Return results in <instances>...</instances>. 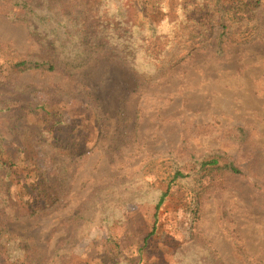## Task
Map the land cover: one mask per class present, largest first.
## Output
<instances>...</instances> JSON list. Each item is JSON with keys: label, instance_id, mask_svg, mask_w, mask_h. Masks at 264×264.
<instances>
[{"label": "rangeland", "instance_id": "1", "mask_svg": "<svg viewBox=\"0 0 264 264\" xmlns=\"http://www.w3.org/2000/svg\"><path fill=\"white\" fill-rule=\"evenodd\" d=\"M105 1L161 32L184 2ZM71 3L0 0V135L17 152L0 170V229L26 240L29 264H264V10L221 53L183 46L146 79L113 52L70 70L14 67L45 55L24 15ZM216 154L241 172L201 178ZM37 183L59 201L44 207Z\"/></svg>", "mask_w": 264, "mask_h": 264}, {"label": "trees", "instance_id": "2", "mask_svg": "<svg viewBox=\"0 0 264 264\" xmlns=\"http://www.w3.org/2000/svg\"><path fill=\"white\" fill-rule=\"evenodd\" d=\"M71 1V6H52L46 10L38 8L41 11L32 10V15H24L31 31L45 47V55L40 59H22L14 67L23 72L38 68L52 71L58 64L70 70L86 66L96 57L113 52V58L122 60L140 78L146 79L160 61L173 67L185 59L186 55H182L183 46L187 47V55H190L197 45L211 40L216 41L217 51L221 53L226 41H236L240 29L249 28L245 24L246 20L249 22L259 18L264 10V0H234L233 4L226 0H196L190 4L184 0L178 18L161 32L156 20L150 19L148 15L140 24L118 18L116 10L120 6L111 7L113 10L107 7L108 2L105 0ZM173 46L175 49H171ZM16 153L9 150L0 135V170L9 172L17 165ZM220 159V155L216 154L203 160L200 163L201 172L204 171L201 178L241 172L232 163L221 164ZM178 176L187 177L188 173L179 171ZM41 186V183H37L34 189L37 188L40 194L44 192V207L59 201L60 190L56 188L51 193L50 188L47 192ZM168 192L160 198L157 210ZM42 209L35 208L32 214ZM10 235L6 229H0V254H7L8 264H29L26 260V249L29 248L26 240ZM14 242H19L15 251L14 247L8 246ZM19 248L24 249L22 256L19 255Z\"/></svg>", "mask_w": 264, "mask_h": 264}]
</instances>
